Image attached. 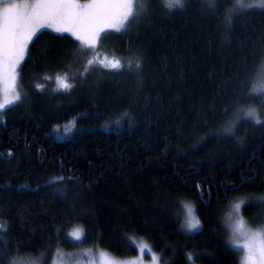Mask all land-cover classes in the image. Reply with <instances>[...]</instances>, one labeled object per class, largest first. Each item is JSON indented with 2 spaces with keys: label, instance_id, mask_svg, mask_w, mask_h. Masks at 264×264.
Returning a JSON list of instances; mask_svg holds the SVG:
<instances>
[{
  "label": "trees",
  "instance_id": "16d2710c",
  "mask_svg": "<svg viewBox=\"0 0 264 264\" xmlns=\"http://www.w3.org/2000/svg\"><path fill=\"white\" fill-rule=\"evenodd\" d=\"M98 47L38 33L20 69L23 100L0 113V237L11 259L78 247L127 259L137 254L131 239H142L166 264H239L224 212L240 199L247 223L264 213V124L222 129L241 106L264 118V103L248 99L264 66V9L135 0L124 29ZM94 55L133 68L94 66L70 93L56 91L57 74L82 71ZM184 204L201 220L196 233L181 227ZM75 228L79 244L69 240Z\"/></svg>",
  "mask_w": 264,
  "mask_h": 264
},
{
  "label": "snow or ice",
  "instance_id": "6c2138e0",
  "mask_svg": "<svg viewBox=\"0 0 264 264\" xmlns=\"http://www.w3.org/2000/svg\"><path fill=\"white\" fill-rule=\"evenodd\" d=\"M65 0H36L34 4H31V13L28 15L27 20L22 25L17 22H12L5 17H0V113L4 112L10 106L22 102L23 93L20 86L21 77V65L24 63L29 45L33 41V38L41 29H52L56 33H68L71 37H74L76 41L81 42V51L85 49H91L93 53H96L98 47V36L93 39L85 40L81 37L74 23L67 17L60 16L58 9ZM76 3V0H72ZM165 7L173 9L174 7H184V0H164ZM236 4L241 8H259L264 9V0H253L251 3H245L244 0H236ZM9 0H0V8H7ZM25 7H29L25 4ZM119 33L121 27L119 25H109ZM103 29H101L102 31ZM132 59H124L122 57L113 56L109 58L105 55L102 59L98 55H94L85 64L82 71L64 72L63 74H57L55 76L56 91H62L64 93H70L75 87L72 82L77 76L80 77L81 82H84L88 78L89 71L98 66L100 70H107L108 72H122L125 70H131L133 68ZM135 67L139 69L141 67L140 59L135 60ZM259 80L253 83L251 90L248 92V99L253 97L264 98V66L259 71ZM45 80H51V76H45ZM44 85L36 84V89L43 91ZM264 103V99H261ZM249 111H245V107H238L233 115L227 121V125L222 129L226 134L233 135L238 124L245 122H251L255 125L264 124V118L261 117L257 108H252ZM229 109L226 107L220 112L222 117L228 116ZM86 116V114H81ZM127 112L124 116H128ZM3 117L0 116V120ZM119 123V121H117ZM76 126L75 122H71V127H66L65 132L71 130ZM237 140L242 138L237 137ZM9 157L13 155L11 151L7 153ZM71 180L79 181V177H68ZM199 187V185H198ZM241 201L234 206V212L238 215L241 211ZM185 216L183 227L189 231H198L202 227L201 220L195 214L196 210L188 204L184 205ZM4 225L0 224V229H3ZM233 233H239L244 237L242 248L244 250V256L241 264H264V231H252L246 229L242 220H237L233 226ZM75 241H80L84 235L83 230H75L71 234ZM11 241L4 240L0 237V264H15V261L11 259V253L9 252V245ZM231 243L234 246H240L239 241L233 240ZM141 253L147 248V245L141 244ZM104 257V254H101ZM188 259L191 260L192 256L189 254ZM157 257L153 256V264H156ZM103 264H116L115 261L109 260L106 257L103 259ZM129 264H141L139 260H133Z\"/></svg>",
  "mask_w": 264,
  "mask_h": 264
},
{
  "label": "rangeland",
  "instance_id": "374dc122",
  "mask_svg": "<svg viewBox=\"0 0 264 264\" xmlns=\"http://www.w3.org/2000/svg\"><path fill=\"white\" fill-rule=\"evenodd\" d=\"M162 1L164 2V0ZM35 2L36 0H9L7 8H0V17H5L12 22H17L22 25L25 23L28 15L32 11L31 4H34ZM25 4H28L29 7L26 8ZM134 6L135 0H76V3H73L72 0H65V2H63L59 7L58 14L71 19L78 34L85 40L93 39L98 36L99 46L101 36L103 34L106 32H116L114 28L109 27V25H119L121 27V31L124 29L126 23L130 20L133 14ZM176 8L177 7H174L173 9ZM101 29L103 30L101 31ZM42 31L50 32L54 35L67 36L76 41L75 38L71 37L68 33H56L52 29L48 28L41 29L38 33ZM76 42L81 46L80 41ZM98 48L99 47H97L96 52L98 51ZM259 78L260 76H258L257 81ZM224 134L227 135L226 133ZM241 201L243 200L237 199L230 202L226 206L224 212V223L228 232V244L237 253L239 264H241L244 256V250L242 248L244 237L239 233H233L232 229L236 221L242 220L246 229H250L252 231H264V213L259 212L254 215V221L250 222L256 225H251L242 217V208L245 203L242 204L241 211L238 215L234 212L235 204L240 203ZM184 205L180 206L178 213V218L181 221V227L187 234L196 233L197 231H189L182 226L185 216ZM75 230L80 229L75 228L70 232V234ZM70 234L69 240L71 242L76 244L81 242L82 237L80 241H75ZM233 240L239 241L240 246H234L231 243ZM131 243L135 247L137 254L135 257L127 259L115 258L98 248L86 249L78 247L72 251L53 250L51 253L39 255L35 258H19L15 260V264H103L104 257L115 261L116 264H129V262L133 260H139L141 264H153V256L157 257L156 264H166V262L162 260L160 254L153 251L151 246L146 241L142 239H131ZM141 244L147 245V248L143 253H141L139 247ZM102 253L104 254V257H102Z\"/></svg>",
  "mask_w": 264,
  "mask_h": 264
},
{
  "label": "clouds",
  "instance_id": "9594fccd",
  "mask_svg": "<svg viewBox=\"0 0 264 264\" xmlns=\"http://www.w3.org/2000/svg\"><path fill=\"white\" fill-rule=\"evenodd\" d=\"M252 108H255V107H252ZM250 109L249 108H245V111H249ZM235 129H233V131H234Z\"/></svg>",
  "mask_w": 264,
  "mask_h": 264
}]
</instances>
